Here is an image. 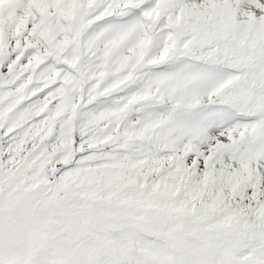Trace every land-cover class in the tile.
Here are the masks:
<instances>
[{
	"label": "snow or ice",
	"instance_id": "6c2138e0",
	"mask_svg": "<svg viewBox=\"0 0 264 264\" xmlns=\"http://www.w3.org/2000/svg\"><path fill=\"white\" fill-rule=\"evenodd\" d=\"M0 264H264V0H0Z\"/></svg>",
	"mask_w": 264,
	"mask_h": 264
}]
</instances>
